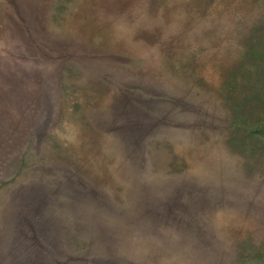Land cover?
Returning <instances> with one entry per match:
<instances>
[{
    "label": "rangeland",
    "instance_id": "374dc122",
    "mask_svg": "<svg viewBox=\"0 0 264 264\" xmlns=\"http://www.w3.org/2000/svg\"><path fill=\"white\" fill-rule=\"evenodd\" d=\"M0 264H264V0H0Z\"/></svg>",
    "mask_w": 264,
    "mask_h": 264
},
{
    "label": "trees",
    "instance_id": "16d2710c",
    "mask_svg": "<svg viewBox=\"0 0 264 264\" xmlns=\"http://www.w3.org/2000/svg\"><path fill=\"white\" fill-rule=\"evenodd\" d=\"M260 125V123H257L256 126ZM255 126V125H254Z\"/></svg>",
    "mask_w": 264,
    "mask_h": 264
}]
</instances>
